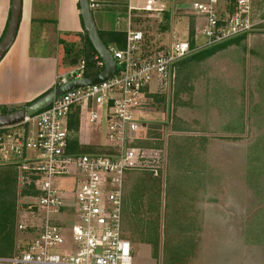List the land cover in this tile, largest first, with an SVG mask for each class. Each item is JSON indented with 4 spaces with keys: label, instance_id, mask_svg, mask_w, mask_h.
I'll return each mask as SVG.
<instances>
[{
    "label": "crops",
    "instance_id": "1",
    "mask_svg": "<svg viewBox=\"0 0 264 264\" xmlns=\"http://www.w3.org/2000/svg\"><path fill=\"white\" fill-rule=\"evenodd\" d=\"M165 1L169 11L177 3ZM145 3L146 0H90V4L99 6L92 14L109 47H117L116 41L124 42L129 7L141 9ZM234 4L235 0H220L219 7L223 13H230ZM11 7L12 0H0V41ZM253 8L258 27L251 37H236L214 50L200 49L180 63L172 97L176 115L170 135L156 130L151 141L165 151L166 165L160 176L148 171H131L125 176L123 235L134 254L141 245L151 247L156 264H168L163 258L164 245L154 231L143 236L144 224L155 227L163 217L166 220L161 195L154 200L156 186L171 187L173 212L168 216L179 224L172 238L178 234L183 240L179 246L174 243L169 254H194L193 249L198 247L194 241L206 235L216 249L217 242L212 241L223 233L219 224L229 227L225 232L242 244L241 233L250 205L257 208L256 217L264 221V0H254ZM144 13L135 12L138 17L133 20L141 30L140 19L147 16ZM124 15L128 16L126 28L120 23ZM171 18L166 13V22L173 29L176 21L186 27L187 38L194 36L201 20L192 15L175 17L172 22ZM162 29L169 31L165 25ZM86 34L80 0H23L15 42L0 62V114L22 110L53 91L59 58L63 53L68 58L67 46L73 52L82 49ZM13 174L16 193L9 198V205L0 200V264H7L2 261L24 250H19L16 243L19 189L17 172ZM7 180L11 185V176ZM147 182L153 187L145 186ZM156 232L160 233L159 226ZM241 247L247 249L244 242Z\"/></svg>",
    "mask_w": 264,
    "mask_h": 264
},
{
    "label": "built area",
    "instance_id": "2",
    "mask_svg": "<svg viewBox=\"0 0 264 264\" xmlns=\"http://www.w3.org/2000/svg\"><path fill=\"white\" fill-rule=\"evenodd\" d=\"M219 3L189 4L190 15L205 21L201 32L196 27L194 36L185 40L173 34L168 43L163 34L147 36L133 24L135 12L167 13L165 0H146L141 9L130 6L125 46L108 48L116 70L107 81L72 90L37 115L0 127V167L17 171L22 210L18 230L33 236L23 251L2 262L134 264L132 245L122 229L124 180L131 171L159 177L164 169L165 151L146 141L155 139L156 127L164 132L174 123L172 97L180 63L200 49L251 37L258 27L254 0H235L230 13H223ZM98 7L91 4L92 10ZM91 63L101 73L105 70L98 53ZM87 71L81 60L57 76L55 89L87 78ZM158 102L161 113L152 109ZM103 125L104 141L94 143L88 133Z\"/></svg>",
    "mask_w": 264,
    "mask_h": 264
},
{
    "label": "rangeland",
    "instance_id": "3",
    "mask_svg": "<svg viewBox=\"0 0 264 264\" xmlns=\"http://www.w3.org/2000/svg\"><path fill=\"white\" fill-rule=\"evenodd\" d=\"M175 1V0H174ZM193 1L191 0H177V3L175 2L173 7L170 11H167V13H170L171 22L176 17L182 18V17H189L190 13L186 10L188 5L191 4ZM176 5H180L182 9L175 8ZM101 9L100 11H102ZM123 12V11H122ZM103 13V12H102ZM145 14V13H144ZM95 18H98V13H94ZM179 15V16H178ZM102 16L99 15V17ZM148 16V15H147ZM144 16L142 15V18L140 19V25H142V30L147 34V36H154L157 33L163 34L165 42L168 43V39L171 38L172 35L175 34L177 40H185L187 39V32L186 27L180 22L176 21V28H172L169 23H167L166 19V13L163 15H154V16ZM128 16L124 15L121 16V25L123 28H126L125 25L126 19ZM118 19V18H117ZM100 24H98V27ZM168 26L169 31L163 30V26ZM204 25V21L201 19L199 23L197 22L198 30L197 32L200 33L202 26ZM203 42V38L200 37L197 41L198 46H200ZM64 53L62 54V58H59V67L57 70L58 76H61L67 72L70 71V67H73L71 63V58H64ZM159 107H162V104L158 102V104L153 105V110H158L157 113H161L162 110L159 109ZM27 108V107H26ZM25 109V108H24ZM20 111V110H19ZM17 112V111H16ZM149 118H155L153 115L149 116ZM88 133L90 138H92L93 142L103 143L104 141V125L102 129L98 128ZM170 129L171 126L165 128L164 135L169 136L170 135ZM205 130V129H203ZM18 131V130H17ZM151 138V136H150ZM150 140L146 141V144H151L149 142ZM166 157V156H165ZM166 165L164 163L163 167ZM3 168H0V200H3L6 202L7 205H9V198H12V195L16 193V186H15V177L14 172L16 171L15 168L10 166H1ZM17 172V171H16ZM11 176V185L5 182L8 177ZM8 181V180H7ZM148 188H152L153 185L149 184L148 182L145 184ZM161 193V194H160ZM153 195L154 200L156 202V197L158 195H161V209L162 212L167 214L166 220H164V217L162 218L160 224H155V227L152 223H147L145 227V231H143V236H146L148 232L154 231L155 234H157L159 237L156 239L159 241V243L164 245V253L163 258L166 263L171 264H264V221L259 219V217H256V207H252L251 205L248 207V213H247V223L244 226V231L241 233L242 235V241L245 243V247H241L242 244H240V239H236L234 237H231L230 233H227L229 231V227H227L224 224H219L222 228V235L218 239H214L213 242H217L216 249H214L210 244V240L206 238H201L198 241H194L195 245L197 244V248H194L195 251L194 254H178L173 255L169 254V251L171 250L170 247L176 243L179 244L183 242L176 234V238H172V236L176 233H174L175 230L179 228V224L173 222L171 218H169V214H172V205H171V187L168 188L167 186H161L159 188L158 186L153 188ZM13 200V199H12ZM17 201H19L17 199ZM17 203V202H16ZM13 206V205H12ZM16 219L21 221V217L18 218L22 214L21 207L18 204H16ZM235 210H239V208H235ZM15 213V212H14ZM264 220V219H263ZM157 225V226H156ZM160 229V233L158 234L156 231ZM227 228V232L226 231ZM232 230V228H231ZM235 231V229H234ZM235 233V232H234ZM68 237H71L70 233H67ZM139 240H141L139 237H137ZM33 240V236L28 234H23L19 231H17V246L18 249L21 250V248H24L25 244L27 242H31ZM137 241V240H136ZM164 243V244H163ZM184 246V245H183ZM162 249L159 248V246H155V249ZM225 248V249H224ZM222 252V253H221ZM225 252V253H223ZM247 255V256H246ZM134 264H156L155 261H153V252L152 248L149 246L141 245L137 247V250L134 254Z\"/></svg>",
    "mask_w": 264,
    "mask_h": 264
},
{
    "label": "water",
    "instance_id": "4",
    "mask_svg": "<svg viewBox=\"0 0 264 264\" xmlns=\"http://www.w3.org/2000/svg\"><path fill=\"white\" fill-rule=\"evenodd\" d=\"M22 7L23 0H12L9 23L6 32L0 41V62L4 59L5 55L15 42L22 17ZM80 10L85 31L88 34V37L96 52L103 58L105 62V70L98 76L85 78L83 80L54 89L52 92L35 101L25 109L8 115L0 114V127L15 126L23 122L25 118L33 117L41 112L43 109L48 107L55 98H59L75 89L100 85L107 81L114 74L116 70V64L108 50V47L102 41L95 25L90 0H80Z\"/></svg>",
    "mask_w": 264,
    "mask_h": 264
},
{
    "label": "trees",
    "instance_id": "5",
    "mask_svg": "<svg viewBox=\"0 0 264 264\" xmlns=\"http://www.w3.org/2000/svg\"><path fill=\"white\" fill-rule=\"evenodd\" d=\"M99 34H100V32H99ZM100 37H101V39H103L101 34H100ZM103 42L109 48L108 43L105 42V41H103ZM119 43H121V45ZM225 43L220 44L218 46H215L213 48L217 49V48H219L221 46H225ZM116 44H117V48H120V49L123 48L125 46V36H124V42L116 41ZM193 46H194V44H193ZM213 48L211 50H214ZM211 50L207 51L205 53V56H208ZM94 55H97V52H96L95 48L93 47V45H92V43H91V41H90V39L88 37V34H86V36H85L83 48L80 49L79 51L73 52L71 50V48H69L68 46L66 47V56L68 58H71V63L73 65V67L77 66L81 60H85L86 61V63L88 64V67H89V71L86 72V77L87 78L98 76L101 73L99 70H97V69L92 67V63L91 62H92V59H93ZM190 58H192V57H190ZM50 92H52V91H50ZM50 92H48L47 94H49ZM47 94H45L44 96H46ZM44 96H42V97H44ZM2 114L3 115H8V114H10V112L4 111V112H2ZM156 129L161 130V128H159V127H156Z\"/></svg>",
    "mask_w": 264,
    "mask_h": 264
},
{
    "label": "bare ground",
    "instance_id": "6",
    "mask_svg": "<svg viewBox=\"0 0 264 264\" xmlns=\"http://www.w3.org/2000/svg\"><path fill=\"white\" fill-rule=\"evenodd\" d=\"M92 10V9H91ZM44 110V109H43ZM11 114V113H10ZM37 115V114H36Z\"/></svg>",
    "mask_w": 264,
    "mask_h": 264
}]
</instances>
